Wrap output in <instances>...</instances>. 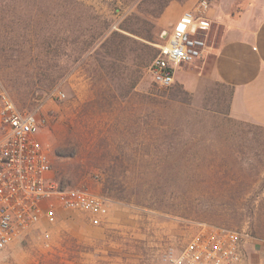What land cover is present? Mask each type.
<instances>
[{"label": "rangeland", "instance_id": "rangeland-1", "mask_svg": "<svg viewBox=\"0 0 264 264\" xmlns=\"http://www.w3.org/2000/svg\"><path fill=\"white\" fill-rule=\"evenodd\" d=\"M197 1L0 0V87L46 118L52 177L110 200L102 226L59 207L0 264H168L201 223L264 238V127L231 118L228 87L210 77L160 87L149 70L169 18ZM114 30L130 39L117 37L127 59L109 77L94 51ZM142 53L151 60L137 82ZM250 252L248 264L260 263Z\"/></svg>", "mask_w": 264, "mask_h": 264}, {"label": "built area", "instance_id": "built-area-1", "mask_svg": "<svg viewBox=\"0 0 264 264\" xmlns=\"http://www.w3.org/2000/svg\"><path fill=\"white\" fill-rule=\"evenodd\" d=\"M210 0H198L180 15L150 65L155 84L169 87L177 67L203 58L209 52L212 27ZM65 97L64 92H59ZM20 107L0 87V251L38 227L43 218L53 222L59 207L83 214L93 226L107 223L108 197L77 186H64L54 179L52 159L39 138L47 120ZM48 245L49 230H43ZM252 244L264 248V238L247 228L234 229L201 223L199 231L180 250L170 248L168 264H245ZM264 251V250H263Z\"/></svg>", "mask_w": 264, "mask_h": 264}, {"label": "crops", "instance_id": "crops-1", "mask_svg": "<svg viewBox=\"0 0 264 264\" xmlns=\"http://www.w3.org/2000/svg\"><path fill=\"white\" fill-rule=\"evenodd\" d=\"M209 13V52L196 68L176 72L175 82L178 78L193 90V77H210L228 87L231 118L264 127V0H216ZM251 249L264 264L259 244L248 247L245 264Z\"/></svg>", "mask_w": 264, "mask_h": 264}, {"label": "trees", "instance_id": "trees-1", "mask_svg": "<svg viewBox=\"0 0 264 264\" xmlns=\"http://www.w3.org/2000/svg\"><path fill=\"white\" fill-rule=\"evenodd\" d=\"M77 7H84L83 2H76ZM180 13V12H179ZM178 16H175L174 18L171 17L169 18L170 22H177ZM123 30L126 31H132L128 30L127 28H124V26H121ZM134 33V32H133ZM142 38L151 41V42H157L158 40H155L152 36H142L139 34ZM117 37H123L125 39H130L129 36L126 34L114 30L106 36V39L104 42L101 44V49L102 51H94V55H96L97 63L99 64V72H105L109 77H113V75L116 72V67H120L121 61H125L127 58H125L124 55H126L125 47L118 43ZM145 46H148V44L145 43ZM139 61L136 62V65L139 67L137 68L138 74L137 77H135L136 81L139 82V80L142 77L143 74V67H145L149 62H150V57L144 55V53L138 55Z\"/></svg>", "mask_w": 264, "mask_h": 264}]
</instances>
